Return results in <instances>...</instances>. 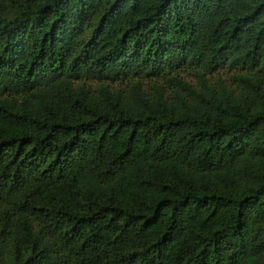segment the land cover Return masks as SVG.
Wrapping results in <instances>:
<instances>
[{"label":"trees","instance_id":"trees-1","mask_svg":"<svg viewBox=\"0 0 264 264\" xmlns=\"http://www.w3.org/2000/svg\"><path fill=\"white\" fill-rule=\"evenodd\" d=\"M0 264H264V0H0Z\"/></svg>","mask_w":264,"mask_h":264},{"label":"rangeland","instance_id":"rangeland-1","mask_svg":"<svg viewBox=\"0 0 264 264\" xmlns=\"http://www.w3.org/2000/svg\"><path fill=\"white\" fill-rule=\"evenodd\" d=\"M232 71H233V69L229 65L225 64V65L217 68L216 70H214L212 72H207L206 75H207V77L209 79H211L213 81H215L217 78H221L223 81H225L227 84L230 85V84H234V81H233V79L231 77V72ZM178 72H179V74L182 77H184V78H186V79H188V80H190V81H192L194 83H197V77L191 71V69H186L185 68V69L179 70ZM135 78H126L124 80H115V81H111V84L112 85L126 86L127 84H130ZM137 78L141 79V81L144 83L145 87L148 88V85L150 84V79L149 78H147V77H141V76H139ZM158 80L159 81H162L167 86H169V84H167L165 82V79L159 78ZM88 82H90L92 84H95L96 83L95 81H91V80L88 81Z\"/></svg>","mask_w":264,"mask_h":264}]
</instances>
